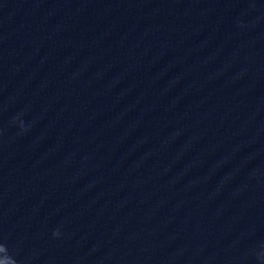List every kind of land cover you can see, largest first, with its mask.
Segmentation results:
<instances>
[{
    "label": "water",
    "instance_id": "95a60500",
    "mask_svg": "<svg viewBox=\"0 0 264 264\" xmlns=\"http://www.w3.org/2000/svg\"><path fill=\"white\" fill-rule=\"evenodd\" d=\"M0 264H264V0H0Z\"/></svg>",
    "mask_w": 264,
    "mask_h": 264
}]
</instances>
